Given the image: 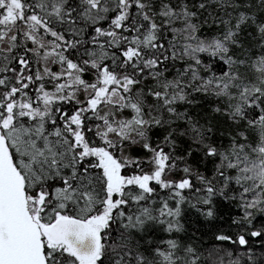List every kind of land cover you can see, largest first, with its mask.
Returning <instances> with one entry per match:
<instances>
[{"label":"snow or ice","instance_id":"obj_1","mask_svg":"<svg viewBox=\"0 0 264 264\" xmlns=\"http://www.w3.org/2000/svg\"><path fill=\"white\" fill-rule=\"evenodd\" d=\"M0 264H264V0H0Z\"/></svg>","mask_w":264,"mask_h":264}]
</instances>
